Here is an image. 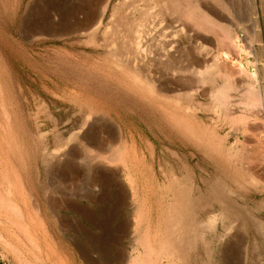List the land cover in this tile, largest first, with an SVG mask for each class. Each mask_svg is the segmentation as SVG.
<instances>
[{
    "label": "rangeland",
    "instance_id": "obj_1",
    "mask_svg": "<svg viewBox=\"0 0 264 264\" xmlns=\"http://www.w3.org/2000/svg\"><path fill=\"white\" fill-rule=\"evenodd\" d=\"M229 1L235 12L218 23L227 22L236 35L237 46L224 51L239 90L229 91V105L216 104L213 90L221 77L201 82L197 65L192 101L169 100L175 114L196 125L192 135L166 126L162 112L138 113L118 98V70L105 50L75 35L53 38L52 0H0V174L7 169L12 178L15 171L24 178L40 200L49 233L38 232L32 243L0 226L1 264H264V226L258 221L264 220V0ZM195 29L192 43L188 32L180 33L183 54L193 44L204 63H214L212 55L224 49L222 36ZM204 36L212 45L202 46ZM237 62L249 74H239ZM213 69L209 74L218 73ZM250 80L259 90L257 106L247 103ZM43 184L56 209L41 192ZM209 210L223 217L209 222ZM177 234L185 237L182 245L173 239ZM107 255L114 260L106 261Z\"/></svg>",
    "mask_w": 264,
    "mask_h": 264
},
{
    "label": "bare ground",
    "instance_id": "obj_2",
    "mask_svg": "<svg viewBox=\"0 0 264 264\" xmlns=\"http://www.w3.org/2000/svg\"><path fill=\"white\" fill-rule=\"evenodd\" d=\"M63 1L52 0L53 10H54L55 16L53 18V21L49 22V23H51V27H52L51 36L53 38H69V37L75 35L78 37L85 38L86 43L88 45H90L91 47L101 48V49L105 50L106 51V59H108L110 61V63H112V64H110L111 66L114 64V67L118 70V72L114 75V77L116 78V80H115L116 84H113V86H115L113 88L114 89L113 92L118 98L125 100V102L127 101L129 107L133 111H136L138 113H140V112H145L148 114L151 113L152 115H156V114H158V112L159 113L162 112V114H164L166 116V119H165L166 124H165V122H162V125L165 124L166 126H169V128H171V129L174 126H176L177 128H180V127L183 128L184 127L187 129V131H190L192 133V135L193 134L195 135L197 132L195 129L196 125L192 121L185 120L183 117H179V115L175 114L169 100L171 99V101H173V102L176 101L178 103L180 101H182L183 98L185 99L186 97L189 100L190 95L194 94L191 91H195V89H196V88L194 89V85L192 84L193 83L192 78L194 77L193 75L196 74L195 73L196 70L198 69L197 74H199V76L198 75L197 76L200 77V81L202 80L204 83L207 80L213 81L215 83L216 81H218L217 76L221 77L220 78V80H222V81H220L221 83L217 84V86L213 90L214 95L216 96V104H219L222 106L229 105L231 102L230 101L231 100V94L229 91L233 90V89L236 91H237V89L239 90V84L236 82V80H234V73H236V72H233L232 69L229 70L227 68L229 66V63L227 65L226 61L228 60L229 57H228V53H227L228 50H225V48L227 46H229V47H231L233 45L237 46L234 42L236 35L234 34L233 30H231L226 25L227 22H226L225 26H223L224 25L223 23H220V24L218 23V22H224L226 20L227 21L230 20L228 18V16L233 15L232 13L235 12L233 5H232L233 4L232 1L215 0L216 2L214 3L212 0H75V2L72 4L68 3V0L67 1L63 0ZM252 1H254V0H252ZM217 5H221L222 8L218 7ZM184 21L185 22L188 21V22H186L187 24H185ZM228 23H230V21ZM221 24H223V25H221ZM196 26L203 28L205 30H208V31L219 32L220 33L219 35L222 36V39L220 38V40L222 42L221 44L224 47L223 46H221V47L224 49L221 50V52L215 53L212 55L214 57V63L208 64L206 61H209V60H205V63H204L202 61V59H200V56L196 55L197 52L196 53L193 52L194 51L193 49L196 48V47H194L193 44L190 45L193 47L191 49H189V53L187 55H186V52H185V55L183 54L184 52L182 50H184V48H182V41L179 39L180 33L186 31L189 33L190 38H191V33L192 32L195 33ZM196 31H199V30L197 29ZM202 34H203V32H202ZM190 38L189 39L187 38V39L189 40L190 43H192L193 42L192 38L191 39ZM201 39H202V41H201L202 46L204 43L206 45L207 44L212 45L211 44L212 43L211 38L204 36V38H201ZM198 43L200 44V42H198ZM214 46H216V45L214 44ZM197 48H198V46H197ZM200 48H201V46H200ZM203 48H201V49H203ZM214 50H213V52H215ZM224 50L227 52H225ZM210 58L212 59V57H210ZM236 58H238V57H236ZM237 63H235V65L238 68V72H240L239 74H242V75H243V73H244V75L249 74L248 71L246 70L245 66L241 62H239L238 64ZM197 65H198V67H197ZM236 66H234V67H236ZM196 67H197V69H196ZM215 67L219 68L218 73L216 71L214 74L215 76L213 74L211 75V73L209 74V72H210L209 70H211ZM229 67H231V66H229ZM186 70H189L191 73L190 74L184 73L185 75L180 74ZM233 70H234V68H233ZM193 71H195V72H193ZM105 76H108V75L105 74ZM249 76H250V79L255 78V75L251 74ZM246 77H248V76L243 77L242 79L245 78L244 79L245 81L244 80H242V81L247 82L248 78H246ZM196 80H197V83L195 82ZM196 80H194V83L198 84V86H200V83L202 81L199 83L198 82L199 78L198 79L196 78ZM185 83L188 85L184 86L183 84H185ZM247 84H248L247 85L248 91L246 90V93H247L248 98H249L247 103H248V105L257 106L260 102L259 90L252 81L247 83ZM242 87H243V84H242ZM245 88H246V86H245ZM204 89H206V88H204ZM204 89H203V91H201L203 94H204V92H207V90H208V89H206V90H204ZM243 91L240 90L239 92H243ZM243 93H245V91ZM203 94H202V96H203ZM211 95H213V94H211ZM233 99H235V98H233ZM186 101H187V99H186ZM190 101H192L191 98L188 102H190ZM241 104H242V102H241ZM169 106H171V107L169 108ZM232 106H233V104H232ZM178 108H179V105H178ZM228 113H226V116H228L227 115ZM234 115H236V114H234ZM244 115H246V114H244ZM192 116H189V117H192ZM248 116H249V114H248ZM184 117H186V116H184ZM223 117H224V115H223ZM228 117L230 118V116H228ZM241 117L244 118L242 115H241ZM241 117L239 116V118H241ZM187 118H188V116H187ZM234 119H236V117ZM237 119H238V117H237ZM239 122H241V121H239ZM198 132H200V131H198ZM200 135H201V133H200ZM113 139L115 141V138H113ZM213 139H214V137H213ZM257 141L258 140L256 139V142ZM174 142L177 144H180L181 141L177 137V139H174ZM258 143H260V142H258ZM151 146H152V144H151ZM217 146L220 147V145H217ZM211 149L214 150L213 148H211ZM12 150L10 152L11 154H12ZM243 154H244V152H243ZM46 155H45V157H46ZM235 155H236V153H235ZM245 155H242V156H245ZM54 156L56 157L57 155H54ZM63 156H64V154H63ZM109 156H108V159H110ZM112 157H114V156H112ZM0 159H3V158H0ZM50 159L51 158H49V160ZM45 161L46 160H44L42 162H45ZM4 162H5V160H4ZM4 166H5V163H4ZM9 167H11V166H9ZM1 168H2V166H1ZM94 174L96 176H100L101 173L99 170H95ZM248 176H250V175H248ZM14 177H15V179H14ZM14 177L12 178V176H10L7 169L6 170L4 169V171L1 170V174H0V226L4 230H6L8 232V234H10L11 237H14V236L19 237L20 234L21 235L23 234L25 236V238H27L29 241H32V243H34L33 241H36L34 239V236H36L38 232L43 234V235L49 234L48 230L46 229L47 227H45L46 224L44 225V223H43L44 220H41L43 218H41L42 215H40V213H41V211H40V200L38 198H36V196L34 194H31L29 192V188L27 187L24 178L21 177V175L17 174V171H15ZM246 178H247V176H246ZM205 185H207V184L205 183ZM199 189H200V187H199ZM48 191H49L48 188L44 184L41 185V192L43 193V195H44L45 199L47 200L49 206L56 209L59 204L57 201H55V199L50 198L51 195L50 196L48 195ZM188 192H192V188H191V191H188ZM200 193H201V190H200ZM188 194H187V196H189ZM195 197H197V196H195ZM185 198H187V197H185ZM198 198H200V194L198 195ZM188 199H190V198H188ZM187 200H186V203L188 202ZM202 200H205V199H202ZM193 201L194 200H192L191 203ZM199 202L197 201L196 204H199ZM201 202H204V201H201ZM201 202H200V204H201ZM194 203H195V201H194ZM183 204H181V205H183ZM187 205H189V204L187 203ZM195 205H193V206H195ZM203 206L204 205L202 203V207ZM184 207H185V205H184ZM200 207H201V205H200ZM211 207H212V205H211ZM185 208H184V210L182 208V210L184 212H185ZM194 208H196V207H194ZM172 210H173V208H172ZM176 210L177 209H175V212L173 211V213H174L173 217H175L176 216L175 214H177ZM188 210L190 211V209H188ZM224 210H225V207H224ZM180 211H181V209H180ZM210 211L212 212V210H209V213H211ZM201 213H203V212H201ZM222 213H224V212H222ZM186 214H188V213L186 212ZM209 215H208L209 218L213 219V221H209V222H212L214 224H215L214 221L218 222V220L221 217H223L222 216L223 214L216 213V212H212ZM182 216H180V218L176 217L175 219L177 220V218H179L178 219V221H179ZM173 217L170 216L169 218H173ZM186 217H189V216L186 215ZM2 218L5 221H3ZM178 221H176V222H178ZM182 221H184V219ZM258 221H259L260 226H264V220H258ZM177 224H176V226H177ZM169 226H168V229L171 230ZM173 227H175V225ZM185 227H188V226H185ZM202 227H204V226H202ZM190 229L188 228L187 230H190ZM174 232H177V231H174ZM171 233H172V230H171ZM179 233H181V232L179 231ZM168 234L170 235V233H168ZM174 234H172V235H174ZM172 235H171V237H172ZM181 236H183V235L177 234L176 236L173 237V239H176L177 243L180 242V244H181L182 241L185 242V240H182V238L185 239V237L184 236L181 237ZM189 236H188V238H189ZM225 237H226V235H225ZM195 238H196V236H195ZM146 239H145V241H148ZM168 241H170V240H168ZM175 241H174V243H175ZM172 243H173V241H172ZM172 243H171V245H172ZM9 245H10V243H9ZM148 245H150V244H148ZM164 245H165V243H164ZM37 246L41 248L43 245L42 246L37 245ZM176 246H177V244H176ZM178 246L180 247L179 244H178ZM160 247H161V245H160ZM181 248H183V246L180 247L179 249H181ZM148 249H149V246H148ZM151 249H152V247H151ZM172 249L175 250L174 248H171V250ZM187 250H188V248H187ZM149 251H150V249H149ZM164 251L166 252L167 250H164ZM182 253H181V255H182ZM153 254H154V252H153ZM163 254H164V252H163ZM171 255H173V253H171ZM185 256H186V254H185ZM183 257H184V253H183L182 258ZM101 258L102 257H99L98 260L101 261ZM113 260H114V257H112L110 255L106 256V261H113ZM131 260H133V259H131ZM134 264H138V263H134Z\"/></svg>",
    "mask_w": 264,
    "mask_h": 264
},
{
    "label": "trees",
    "instance_id": "obj_3",
    "mask_svg": "<svg viewBox=\"0 0 264 264\" xmlns=\"http://www.w3.org/2000/svg\"><path fill=\"white\" fill-rule=\"evenodd\" d=\"M1 264V263H0Z\"/></svg>",
    "mask_w": 264,
    "mask_h": 264
}]
</instances>
